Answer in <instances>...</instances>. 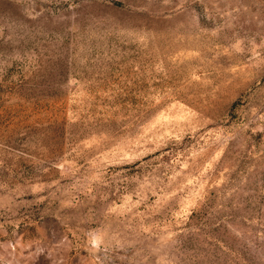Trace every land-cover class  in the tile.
<instances>
[{
  "label": "rangeland",
  "instance_id": "obj_1",
  "mask_svg": "<svg viewBox=\"0 0 264 264\" xmlns=\"http://www.w3.org/2000/svg\"><path fill=\"white\" fill-rule=\"evenodd\" d=\"M0 264H264V0H0Z\"/></svg>",
  "mask_w": 264,
  "mask_h": 264
}]
</instances>
